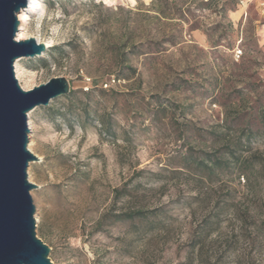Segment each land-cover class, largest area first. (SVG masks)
I'll list each match as a JSON object with an SVG mask.
<instances>
[{
  "label": "rangeland",
  "instance_id": "1",
  "mask_svg": "<svg viewBox=\"0 0 264 264\" xmlns=\"http://www.w3.org/2000/svg\"><path fill=\"white\" fill-rule=\"evenodd\" d=\"M152 1L29 16L19 86L69 83L27 115L35 234L52 264H264V13Z\"/></svg>",
  "mask_w": 264,
  "mask_h": 264
},
{
  "label": "water",
  "instance_id": "2",
  "mask_svg": "<svg viewBox=\"0 0 264 264\" xmlns=\"http://www.w3.org/2000/svg\"><path fill=\"white\" fill-rule=\"evenodd\" d=\"M27 0H0V264H52L49 248L35 234V206L27 168L37 157L29 152L27 115L69 93L65 78H53L24 91L14 74L21 58L40 57L47 48L33 38L16 40L17 14Z\"/></svg>",
  "mask_w": 264,
  "mask_h": 264
},
{
  "label": "bare ground",
  "instance_id": "3",
  "mask_svg": "<svg viewBox=\"0 0 264 264\" xmlns=\"http://www.w3.org/2000/svg\"><path fill=\"white\" fill-rule=\"evenodd\" d=\"M103 1L104 2H110L111 0H103ZM42 13H43V9H42V6L40 4V0H27L26 7L24 9H21L20 12L17 14V20L19 22V26H18V32L16 35V40L21 41V40H25V39L29 38L26 34V32H27V21H28L29 16L30 15L31 16H40ZM37 42L39 43V41H37ZM42 44H44L46 48L50 46L49 43H42ZM15 71H16V76H17L16 67H15Z\"/></svg>",
  "mask_w": 264,
  "mask_h": 264
},
{
  "label": "trees",
  "instance_id": "4",
  "mask_svg": "<svg viewBox=\"0 0 264 264\" xmlns=\"http://www.w3.org/2000/svg\"><path fill=\"white\" fill-rule=\"evenodd\" d=\"M210 3H211V1H206V2L202 3L200 7L206 8L209 6ZM234 3L235 2H233V4ZM167 5H169L167 0H153L152 1L153 9H155V12L161 17H164V15H165L164 8L167 7Z\"/></svg>",
  "mask_w": 264,
  "mask_h": 264
},
{
  "label": "built area",
  "instance_id": "5",
  "mask_svg": "<svg viewBox=\"0 0 264 264\" xmlns=\"http://www.w3.org/2000/svg\"><path fill=\"white\" fill-rule=\"evenodd\" d=\"M257 6L261 10L262 13H264V0H257Z\"/></svg>",
  "mask_w": 264,
  "mask_h": 264
}]
</instances>
